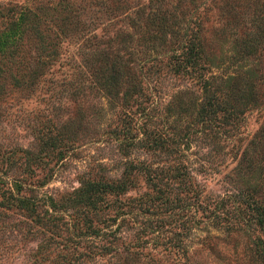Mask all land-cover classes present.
<instances>
[{"label": "rangeland", "instance_id": "obj_1", "mask_svg": "<svg viewBox=\"0 0 264 264\" xmlns=\"http://www.w3.org/2000/svg\"><path fill=\"white\" fill-rule=\"evenodd\" d=\"M14 1L23 0L0 4ZM74 1L83 26L91 20L97 41L115 39L120 47L124 33L132 35L135 53L121 50L131 58L145 50L135 28L155 25L137 18V11L165 15L169 26L174 16L184 18L183 25L199 28L209 54L216 56L215 72L225 75L249 65L256 70L258 101L240 113L237 127L208 128L196 114L203 98L196 79L165 68L146 70L149 63L142 71L135 67L142 88L123 107L95 90L73 95L63 85L16 96L0 113V154L23 159V150H30L31 171L24 174L19 167L15 174L29 178L36 193L50 194L56 204L39 208V216L0 205V264H264L256 249L264 228L253 223L252 208L264 203V34L249 64L239 52L232 57L229 35L264 27V0ZM91 43L80 39L77 54L92 52ZM54 75L61 77L59 71ZM260 138L253 147L251 141ZM130 159L152 167L184 163L188 185L168 179L169 202L165 196L146 201V192H158L145 171L138 173L121 196L137 197L128 208L134 225L119 216L107 219L120 198L115 192L104 194L102 213L88 215L71 206L82 182L118 176ZM144 225L145 230L137 228Z\"/></svg>", "mask_w": 264, "mask_h": 264}, {"label": "trees", "instance_id": "obj_2", "mask_svg": "<svg viewBox=\"0 0 264 264\" xmlns=\"http://www.w3.org/2000/svg\"><path fill=\"white\" fill-rule=\"evenodd\" d=\"M74 2L23 0L14 1L11 5L0 4V113L7 102L15 101L16 96V100H20L21 94L23 97L24 93L29 95L38 89L54 88L57 85H63L62 89L73 95L95 90L100 96L104 95L108 102H116L119 107H123L142 88L135 67L139 66L142 71L147 63L149 66L146 70L159 72L165 68L175 74L196 79L203 91L196 114L208 128L237 127L240 113L258 101L256 70L249 65L244 71L239 69L225 75L215 72L214 69L218 67L216 56L209 54L199 28L183 25L184 18L174 16L173 26H169L165 22V15L137 11V18L145 16L155 25L150 28L144 22V26L138 24L135 28L134 32L141 35L137 43L143 45L145 50L142 49L137 58H131L122 51L135 53L132 35L125 32L117 41L121 48L112 42L115 39L97 41L99 35L90 29L91 20L85 21L86 26H83L81 12L74 7ZM237 34L234 30L229 32L233 38L232 57L239 52V58L249 64L259 50L264 27L257 32L247 30L239 37ZM80 39L83 42L92 40L89 45L95 47L92 52L77 54L80 51ZM131 47L133 49L130 50ZM154 52L156 54L152 55ZM57 71L61 73L60 79L54 75ZM45 131L40 130L48 138H54V135ZM121 131L123 137H128L130 125ZM261 132L264 135V128ZM260 140L253 139L252 146L259 145ZM23 152V159L13 154L5 157L0 154V205L18 207L30 215L39 216V208L50 204L55 206L56 201L50 194L42 196V199L29 178L15 174V168L20 167L24 174H29L32 169L30 158L27 157L30 150L24 149ZM142 162L130 159L118 176L82 182L74 191L71 206L82 209L88 215L90 212L102 213L104 194L115 192L120 198L114 204V214L107 215V219L114 220L119 216L122 221L133 222L131 224L134 225L136 222L128 208L136 205L132 200L137 197L129 194L124 201L121 196L135 185L138 173L145 171L158 192L156 195L146 192V201L165 196L164 202L168 203V179L175 178L185 186L188 185L183 180L187 176L184 163L171 168L152 167ZM48 199L50 202L45 203ZM139 204L142 205L141 202ZM252 208L256 213L253 223L264 228V203L254 202ZM145 226L137 228L145 230ZM256 244L257 253L264 259V239L260 237Z\"/></svg>", "mask_w": 264, "mask_h": 264}]
</instances>
